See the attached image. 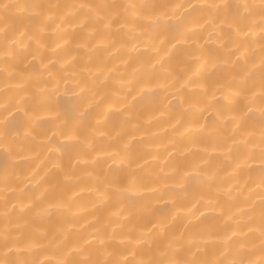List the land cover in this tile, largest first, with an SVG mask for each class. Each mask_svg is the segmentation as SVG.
<instances>
[{
	"label": "bare ground",
	"instance_id": "6f19581e",
	"mask_svg": "<svg viewBox=\"0 0 264 264\" xmlns=\"http://www.w3.org/2000/svg\"><path fill=\"white\" fill-rule=\"evenodd\" d=\"M0 264H264V0H0Z\"/></svg>",
	"mask_w": 264,
	"mask_h": 264
}]
</instances>
